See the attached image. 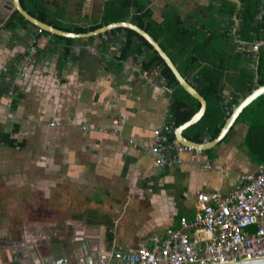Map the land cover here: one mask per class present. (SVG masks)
Masks as SVG:
<instances>
[{"label": "crops", "instance_id": "0c3cea01", "mask_svg": "<svg viewBox=\"0 0 264 264\" xmlns=\"http://www.w3.org/2000/svg\"><path fill=\"white\" fill-rule=\"evenodd\" d=\"M11 1L0 0V152H13L20 163L8 162L9 167H15L18 193L25 189L29 196L36 197L39 191L47 190L48 199L53 193L55 199L63 195V201L69 204L65 198L68 191L83 190L86 202L90 197L84 190L94 191L91 201L100 203L97 206L94 202L95 212L66 213L63 209L64 216H69L65 220L67 231L53 238L61 245L77 247L86 264H97L99 255L112 246L134 250L142 243L151 245L152 237L163 236L167 228L177 226L180 216L196 214L199 192H229L239 186L240 174L264 169L245 144L247 124L241 121L234 122L226 136L208 148L211 153L203 150L193 161V151L186 150L180 154L179 163L156 165L149 149L154 142L153 130L170 121L171 89L153 70L142 75L144 53L120 60L111 56L109 46L102 48L97 37H73L65 55L64 42L42 34L35 25L9 23L16 10L8 7ZM42 1L48 14L68 25L96 18L104 2ZM230 1L238 10L241 8V0ZM211 4H217V0L150 2L158 21L174 9L187 25L216 18L207 9ZM262 17L264 0L259 3L257 19ZM232 20L228 26L223 21L222 26L227 27L237 50L245 47L254 56V89L261 85L257 83L258 50H252L250 44L259 40L263 42L259 48L264 47V25L254 33V41L246 42L237 34L238 15ZM117 39L123 43L124 33ZM32 45L36 47L33 53ZM236 73L228 71L229 76ZM12 87L14 93L10 94ZM232 89L226 79L224 93ZM239 96L241 100L243 95ZM120 116L125 120L117 134L96 130L100 125L110 127L112 118ZM83 124L88 130L82 129ZM3 159L0 157V161ZM205 162L211 167H204ZM8 166L2 163L1 168L9 173L4 178L11 184ZM24 182L28 183L25 188ZM52 210L60 209L54 206ZM108 224L112 226V243L106 240ZM16 247L14 255L24 257ZM8 258V264H23L16 256ZM40 259L43 257L30 261L38 264Z\"/></svg>", "mask_w": 264, "mask_h": 264}, {"label": "trees", "instance_id": "16d2710c", "mask_svg": "<svg viewBox=\"0 0 264 264\" xmlns=\"http://www.w3.org/2000/svg\"><path fill=\"white\" fill-rule=\"evenodd\" d=\"M23 8L31 15L53 25L56 28L78 33L93 30L101 25L129 20L146 30L169 55L179 72L198 90L207 102L202 117L184 129L183 134L190 140L202 142L204 139H214L230 115L233 107L248 95L254 83V71L251 63L254 59L251 52L245 47L236 49V44L222 26V22L230 24L232 17L237 14L239 24L237 34L240 39L251 42L255 39L264 19L258 20L259 3L261 0H241L238 10L236 4L230 0H217L207 8L216 18L211 21H201L200 24L187 25L176 10L169 9L163 20L158 21L153 16L150 6L151 0H104L98 16L86 23L65 24L62 20L53 18L48 14L46 5L42 0H20ZM21 21L31 24L17 10L13 11L9 23ZM39 30L38 27L34 26ZM42 34L50 35L56 42H64L62 49L67 55L73 37L52 34L40 30ZM124 33L120 60L129 55L139 56L144 53L141 69L150 73L158 69L160 76L171 89V99L168 112L172 122V130L186 121L199 107L197 98L186 91L175 78L173 72L163 58L153 49L152 45L140 34L130 28L117 27L105 33L90 36L101 38L102 48L109 46L120 33ZM103 36L107 39L104 40ZM54 43V42H53ZM231 49V50H230ZM257 83L264 85V47L258 49ZM235 70L234 76L228 71ZM228 80L233 89L229 94L224 93V83ZM12 104H15V100ZM247 124L245 144L258 163L264 162V93L249 103L239 114L236 122ZM174 133L169 134V141H174ZM169 150L171 148H168ZM205 152L211 153L210 149ZM211 156H213L211 154ZM106 240L113 241L111 224L106 229ZM61 245V244H60ZM65 246V245H62ZM10 264H20L12 261Z\"/></svg>", "mask_w": 264, "mask_h": 264}, {"label": "built area", "instance_id": "2783aa9c", "mask_svg": "<svg viewBox=\"0 0 264 264\" xmlns=\"http://www.w3.org/2000/svg\"><path fill=\"white\" fill-rule=\"evenodd\" d=\"M103 39L107 37L103 36ZM262 43L254 41L250 48L256 51ZM109 47L111 56L119 58L121 41L113 40ZM35 51L36 47L32 45L30 52ZM141 73L143 76L149 74L147 70H141ZM153 73L160 76L156 68ZM9 93H14L13 87ZM167 116L169 123L153 130L154 142L149 152L156 165L179 163L180 154L186 150H192V160H197L202 150L181 144L176 139L168 142L172 122L170 114ZM124 120L123 116L114 117L110 127L100 125L96 130L117 134ZM82 129L88 130V127L83 124ZM203 166L211 167L209 162ZM239 180V186L229 192H199L196 214L190 218L180 216L178 225L167 228L163 236L154 235L151 245L142 243L134 250L112 246L99 255L97 264H207L264 256V169L242 173Z\"/></svg>", "mask_w": 264, "mask_h": 264}, {"label": "rangeland", "instance_id": "374dc122", "mask_svg": "<svg viewBox=\"0 0 264 264\" xmlns=\"http://www.w3.org/2000/svg\"><path fill=\"white\" fill-rule=\"evenodd\" d=\"M0 155L2 158L5 157V159L0 161V260L2 263L8 264L10 261L8 258L9 256L12 257V259L15 256L16 258H20L14 255L16 253L15 250H17L16 246H18V250L25 255L20 258L23 264H32L30 259L33 257L40 258L41 256H46L48 253L54 255L56 249H60L59 254L67 253L68 256H79L77 247L73 249L71 245L67 246L66 244L65 246L61 245V247L59 246L60 243H58V241L54 242L53 238H56L54 237L55 234L60 235L59 233L63 231L66 233L67 231L65 220L69 216H64L63 209L66 213L75 210H80V214L81 211L88 212L90 210L95 212L94 210L96 209L93 208L95 207L94 202L96 200L94 202L91 201V199L94 200V197H91L94 191L91 189L84 190V192H89L86 195L90 197L88 202L84 200L83 196L85 195L81 193L83 190L77 189L68 191L65 194L67 195L65 198L66 200L67 198L69 199V204L63 201V195L55 199L53 193L51 198L48 199L47 190L45 193L39 191L36 197L29 196V192H26L25 189L21 193H18L16 187H14V184H16L14 179L16 176L14 172L15 167L14 165L8 166V162L17 164V158L14 156L13 152H0ZM2 163L8 166L7 169L12 176L10 179L11 184H8L9 180L7 181L8 183H6L4 177L9 175V173L3 172L1 168ZM33 182L36 184V181ZM27 185L28 183L25 184L24 182L22 186L25 188ZM16 192L20 197L16 195ZM96 205L98 206L100 203H96ZM54 206L60 209L59 212L52 210ZM66 237L68 236H65V238ZM10 243H12V245H10ZM58 246L60 248H58Z\"/></svg>", "mask_w": 264, "mask_h": 264}, {"label": "water", "instance_id": "95a60500", "mask_svg": "<svg viewBox=\"0 0 264 264\" xmlns=\"http://www.w3.org/2000/svg\"><path fill=\"white\" fill-rule=\"evenodd\" d=\"M8 7L16 9L26 20H28L33 25L37 26L40 30H44L49 33L58 34L61 36L90 37L105 33L106 31H109L117 27L130 28L136 31L141 36H143L152 45L153 49L156 50L158 54L163 58V60L171 69V71L173 72L175 78L180 83V85L186 91H188L192 96L197 98L200 102L199 109L195 113H193L186 121L175 127L173 130L174 137L179 143L189 146L193 149H200L203 151L217 145L222 140V138L226 136L228 130L231 128L232 124L235 122L240 112L254 99H256L258 96L264 93V85H258L248 95L242 98L239 101V103L233 107L230 115L226 118L225 123L223 124L219 133L214 139L211 140L204 139L202 142L190 140L183 134V131L185 128L195 123L202 117V115L206 110L207 102L205 98L198 92V90L179 72L176 65L169 57V55L163 50V48L159 45V43L146 30L132 23L129 20H121V21H115L101 25L100 27H97L93 30H89L83 33L66 31L63 29L56 28L53 25L41 21L40 19L31 15L27 10L23 8L20 0H12L8 4ZM59 253H60V249H56L54 255L48 253L46 256H42L43 260L40 259L39 260L40 263L38 264H43V263L44 264H86V262L83 261V258L81 256H77V255L62 256ZM207 264H264V256L247 257L238 260L219 261V262H212Z\"/></svg>", "mask_w": 264, "mask_h": 264}]
</instances>
